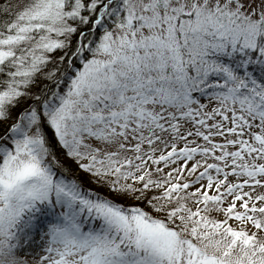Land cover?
Masks as SVG:
<instances>
[{"label": "snow or ice", "instance_id": "6c2138e0", "mask_svg": "<svg viewBox=\"0 0 264 264\" xmlns=\"http://www.w3.org/2000/svg\"><path fill=\"white\" fill-rule=\"evenodd\" d=\"M0 264H264V0H0Z\"/></svg>", "mask_w": 264, "mask_h": 264}]
</instances>
